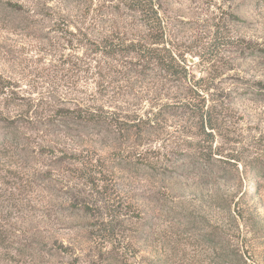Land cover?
I'll list each match as a JSON object with an SVG mask.
<instances>
[{
  "label": "rangeland",
  "instance_id": "obj_1",
  "mask_svg": "<svg viewBox=\"0 0 264 264\" xmlns=\"http://www.w3.org/2000/svg\"><path fill=\"white\" fill-rule=\"evenodd\" d=\"M155 1L167 47L187 65L178 76L135 61L131 47L88 55L84 44L114 29L145 39L132 0H0V264H264V181L244 173L264 160V0ZM188 79L202 88L194 108L205 105L209 136L183 106ZM92 107L122 117L124 131L52 122V111ZM145 110L162 121L125 124ZM198 143L220 160L195 165ZM86 150L123 206L88 190Z\"/></svg>",
  "mask_w": 264,
  "mask_h": 264
},
{
  "label": "trees",
  "instance_id": "obj_2",
  "mask_svg": "<svg viewBox=\"0 0 264 264\" xmlns=\"http://www.w3.org/2000/svg\"><path fill=\"white\" fill-rule=\"evenodd\" d=\"M135 4V7L127 8L130 9L131 12H135L139 16L145 19L143 28L145 31V39L143 41H137L133 42L128 39V34L124 31H119L118 29H114L113 31H110L107 35H104L103 37H100L99 41L96 43H89L90 45H86L85 49L88 50V46L93 49L88 50V55H94L111 59L113 57L122 56L123 53L121 52L122 49L125 47H131L129 50L133 55L135 56V61H140L144 65L145 64H154V66H157L161 71L164 73H167L169 76H178L180 73L186 72V62L185 59L180 55L176 54L175 51L171 50L173 47L169 45L168 41L166 40L167 35L165 33V28L162 26V21L158 18V12L157 8H159L158 3H156L155 0H132ZM156 9V10H155ZM125 28V27H122ZM58 32V30H56ZM64 40V39H63ZM76 44H80L78 41H76ZM97 64V63H96ZM69 66V64L67 63ZM131 65L134 66V64L131 63ZM136 65V62H135ZM144 65L138 64L139 68H145ZM98 67H94V74L93 77H96L97 79L100 78L104 82V85L106 84V87H104V90L111 89V83L114 82L110 78L109 81L107 80L110 77V74L108 75H102L101 70L96 69ZM90 70V67H87V70L84 71V73H88ZM90 74V73H88ZM183 79H186V77H182ZM189 90L191 93L194 94L193 97H191V102L185 103L183 106L184 108L190 110L191 112L194 111L196 120L201 124V128L203 132L206 134V136H209L206 133L207 129H211L212 125L210 122V116L207 113V109L205 110V105L201 108L197 109V112L195 111L196 108L194 105V102L196 100V97L201 96L202 88L193 81V79H188ZM192 82V83H191ZM103 86V85H102ZM264 92V89L262 90ZM264 94V93H261ZM264 98V96H263ZM262 100V99H261ZM151 106L156 108V113H160V110L162 106L151 103ZM204 109V111H203ZM167 114V113H165ZM60 118H74L79 120L80 123H82V127L84 128H102V126L108 125L109 127H113L116 129L117 133H120L124 131V125L122 117L119 118V116L115 117V115H108L104 112L103 107L102 108H89V109H75L71 112H63V111H52V122L55 121L53 118L56 117ZM132 122L131 127H136L138 124L142 123L144 125H156L158 122L162 121L160 117H156L155 114L152 111H144L142 115H132L131 117L127 118L125 120V124H128L127 122ZM108 123V124H107ZM126 131V130H125ZM206 143H208L207 140H204ZM120 144L116 146L117 149H120ZM190 146V145H189ZM185 147V146H183ZM130 147V153L133 154V150ZM218 149V148H217ZM212 150L211 145H206V147H203L202 145L198 143V145L194 146L192 148V154L190 155V159L193 160L194 164L198 167H208L212 160H217L221 157H219L217 154L219 152V149ZM129 153V152H128ZM143 155V154H142ZM141 154L135 156H131L130 160L131 162H136L138 158L143 159L144 156ZM230 158L226 159V162H230L231 160H235V156L228 155ZM78 165H79V172H82V177L85 179V185L88 187V190H95V192H98L102 190L101 201L104 202L105 205H109L113 208L114 205L116 206H123L121 205V199L117 198V195L114 192L108 193V183L107 180L104 177V174H111V171L107 170L106 165L104 164V160H100L99 158H96L95 155L90 153L89 151H85V155H83V151L78 152ZM133 165V164H132ZM244 173L246 176H250L253 178H257L258 180L264 181V160L261 159L256 155L255 158L250 160L248 162V165L244 166ZM261 185L255 184L252 188H250L253 191V197H256L259 195ZM98 194V193H96ZM76 197H72L70 201L76 202ZM82 202V201H80ZM79 203V201H78ZM77 204V203H76ZM80 204V203H79ZM115 209H112L114 211ZM109 212V210L107 211ZM106 215L109 217V221L112 222L114 220V216L110 215L109 213ZM115 212V211H114ZM239 217L238 215H236ZM241 217V216H240ZM103 227H108L104 224H102ZM104 233L108 231V235L110 230H107V228H104ZM106 238V237H105ZM6 238L0 237V250L5 249L6 247ZM123 248V247H120ZM115 253V252H114Z\"/></svg>",
  "mask_w": 264,
  "mask_h": 264
}]
</instances>
